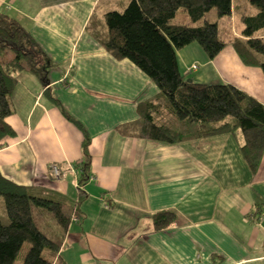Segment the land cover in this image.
<instances>
[{"label": "crops", "instance_id": "1", "mask_svg": "<svg viewBox=\"0 0 264 264\" xmlns=\"http://www.w3.org/2000/svg\"><path fill=\"white\" fill-rule=\"evenodd\" d=\"M129 1L0 0L57 65L48 85L18 72L8 118L16 136L4 139L1 174L79 216L58 264H264V156L253 175L231 134L175 144L134 135L139 105L163 97L134 63L114 58L88 32L96 11L104 31L103 11ZM178 63L186 79L230 84L264 105V71L246 65L232 45L209 59L194 42L178 51ZM62 109L90 138L93 177L82 187L72 169L83 160L85 134ZM51 163L69 168L66 178L50 177ZM160 211L176 218L156 231L152 216Z\"/></svg>", "mask_w": 264, "mask_h": 264}, {"label": "trees", "instance_id": "2", "mask_svg": "<svg viewBox=\"0 0 264 264\" xmlns=\"http://www.w3.org/2000/svg\"><path fill=\"white\" fill-rule=\"evenodd\" d=\"M243 7L242 11H235L234 0H130L121 11H103L107 34L100 30L98 16L90 20L88 32L114 58L134 63L156 84L163 97V102L139 105L140 119L132 127L134 135L163 144L222 134H231L240 142L241 135V154L255 175L264 156V105L230 84L188 81L178 63V51L191 43H198L209 59L232 45L246 65L264 71V0H247ZM212 9L225 19L223 27L205 20ZM180 11L188 16L187 22L176 20ZM234 12L241 17L239 36H232L231 26L227 28L229 21L225 17L230 20ZM8 53L14 58L7 61ZM54 67L33 35L0 10V150L6 146V137L16 136L8 123L16 112L12 101L19 84L16 73H32L48 85L49 71ZM46 91L53 97L50 90ZM53 100L60 106L56 98ZM62 111L85 134L84 157L77 165L81 171L78 187H82L92 176L90 138L79 122ZM163 112L167 114L165 119ZM158 116L163 118L161 122L157 121ZM169 118L175 124H167ZM79 196L83 198L85 193L80 191ZM0 198L8 220L3 223L0 216V264H17L26 244L29 245L20 264H55L74 212L69 214L62 200L33 194L1 172ZM79 203L80 200L76 207ZM43 212L52 213L60 225L58 239L48 237L39 228L36 217ZM175 218L171 211L155 213L154 229H165Z\"/></svg>", "mask_w": 264, "mask_h": 264}, {"label": "rangeland", "instance_id": "3", "mask_svg": "<svg viewBox=\"0 0 264 264\" xmlns=\"http://www.w3.org/2000/svg\"><path fill=\"white\" fill-rule=\"evenodd\" d=\"M247 2V0H234V5H235V11H242V9L244 8L243 5H245V3ZM250 11V10H249ZM93 16H98L100 17L101 19V16H102V11H96L95 14L92 15ZM228 21H229V25L227 26V28L229 26H231V33H232V36H239L240 33H241V29H242V24H241V21H240V15L238 12H234V15L230 18H227L225 17ZM188 16L183 12V11H180L178 12V15H177V18L176 20L179 21V22H187L188 21ZM205 20L209 21V22H212V23H220V25H224L225 23V19L224 18H220L216 12V9H212L207 15H206V18ZM101 24H99V28L100 30H102V27H101ZM221 27V28H222ZM226 28V29H227ZM226 31V30H225ZM104 32L105 34H107L106 32H108V29H106V26L104 24ZM14 58V55L11 54V53H8L7 56H6V59L7 61L8 60H11ZM53 61V60H52ZM54 62V61H53ZM55 64V62H54ZM57 66V65H55ZM197 66V65H196ZM50 72V71H49ZM16 75H18V73H16ZM20 75V74H19ZM164 114V118L166 117V112L163 113ZM163 116V115H162ZM157 121L158 122H161L160 121V116L156 117ZM173 119V118H172ZM171 118H169L166 123L167 124H175L174 123V120L172 121ZM163 120V118H162ZM171 121V123H169ZM239 140H243L241 138V135L238 136ZM50 166L52 169H54L52 172L51 169H50ZM57 169V170H55ZM57 172V173H55ZM70 172L69 168L67 169H63L59 164L57 163H51L48 167V174L50 175V177H53L55 179H63V178H66L67 174ZM72 172L76 173L78 176H80L81 174V171L77 168V167H74L72 169ZM62 173V174H61ZM93 176H91L90 178H92ZM77 216L79 218V216L77 215V213H73L72 216ZM0 216H1V220L3 223H7L8 220L5 216V213H4V208H3V202L0 198ZM71 216V217H72ZM72 219V218H71ZM80 219V218H79ZM79 221V220H78ZM78 221H72L71 220V223L73 222H78ZM36 222L39 226V228L41 229L42 232H44L48 237L50 238H54V239H58V236L55 235L57 230L59 231V233L61 232V227L59 226V224H57L56 222V218L55 216L52 214V213H49V212H43L42 215H37L36 217ZM56 225H58V229L56 230ZM57 237V238H56ZM29 244H26L22 253L19 255L18 259H17V264H20L22 262V258L25 254V252L27 251V247H28ZM64 246V245H62ZM62 248V247H61ZM54 263L56 264L57 263V258L55 259ZM58 264V263H57Z\"/></svg>", "mask_w": 264, "mask_h": 264}, {"label": "built area", "instance_id": "4", "mask_svg": "<svg viewBox=\"0 0 264 264\" xmlns=\"http://www.w3.org/2000/svg\"><path fill=\"white\" fill-rule=\"evenodd\" d=\"M190 69H191V70H197V69H198V66L194 65V66H192ZM50 169H51L52 172H54V171H53L54 169H52L51 166H50ZM55 170H57V169H55ZM57 171H58V170H57ZM55 173H57V172H55ZM61 174H62V173H61ZM71 220H72V221H78L79 218L75 215V216H72V219H71Z\"/></svg>", "mask_w": 264, "mask_h": 264}, {"label": "water", "instance_id": "5", "mask_svg": "<svg viewBox=\"0 0 264 264\" xmlns=\"http://www.w3.org/2000/svg\"><path fill=\"white\" fill-rule=\"evenodd\" d=\"M188 81H192V79H188Z\"/></svg>", "mask_w": 264, "mask_h": 264}]
</instances>
